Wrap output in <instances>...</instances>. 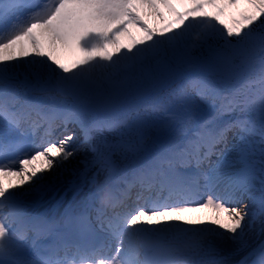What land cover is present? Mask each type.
Returning a JSON list of instances; mask_svg holds the SVG:
<instances>
[{
    "label": "snow or ice",
    "instance_id": "snow-or-ice-1",
    "mask_svg": "<svg viewBox=\"0 0 264 264\" xmlns=\"http://www.w3.org/2000/svg\"><path fill=\"white\" fill-rule=\"evenodd\" d=\"M77 157L80 207L40 210ZM229 242L264 264V0H0V264H224Z\"/></svg>",
    "mask_w": 264,
    "mask_h": 264
},
{
    "label": "bare ground",
    "instance_id": "bare-ground-1",
    "mask_svg": "<svg viewBox=\"0 0 264 264\" xmlns=\"http://www.w3.org/2000/svg\"><path fill=\"white\" fill-rule=\"evenodd\" d=\"M21 79H23L21 77ZM162 118L160 115H149L147 116V125L144 129V144L146 146H152L153 143L158 140L162 139L165 135L168 133V128L166 125L162 123ZM61 132H59L56 136H59ZM44 133L38 130V136L40 139L43 137ZM107 138L109 140H112L116 134L114 133H105ZM54 136V137H56ZM133 139H136V134L132 133ZM39 139V141H40ZM16 155H19L17 153ZM79 159L80 157H77L75 161L67 165L66 169L59 175L57 179H54L52 181V187L50 190L42 193V194H36L33 193L28 197V199L32 202H34V205L39 207L42 211H47V208L50 207V205L53 203V201L60 195V194H67V200H73L76 199L77 201L81 200L84 196V193L87 191V187L83 186L81 184V181L78 179L77 176L73 174L74 169H78L79 166ZM94 171V169H93ZM91 174V173H89ZM12 182H15V177L10 178ZM259 194V193H258ZM56 213H62V210ZM205 213H187V216L190 217H197L202 216ZM257 228L260 226V222L257 221ZM254 238L250 234V239ZM234 246L231 244V242L225 244L222 246L221 250L215 254L216 259H220L224 261V264H235L236 261L241 259L243 253L239 255H231L232 248Z\"/></svg>",
    "mask_w": 264,
    "mask_h": 264
},
{
    "label": "rangeland",
    "instance_id": "rangeland-1",
    "mask_svg": "<svg viewBox=\"0 0 264 264\" xmlns=\"http://www.w3.org/2000/svg\"><path fill=\"white\" fill-rule=\"evenodd\" d=\"M182 10V9H181ZM138 36V34H137ZM122 42H128L127 40H123ZM73 57L71 55H66V56H63L62 59L65 60V62H68L70 59H72ZM156 102V97L153 96V95H145L144 97L141 98L140 100V104L142 106H146V105H150V104H153ZM146 120H147V116L145 117ZM163 118V117H162ZM148 121V120H147Z\"/></svg>",
    "mask_w": 264,
    "mask_h": 264
},
{
    "label": "water",
    "instance_id": "water-1",
    "mask_svg": "<svg viewBox=\"0 0 264 264\" xmlns=\"http://www.w3.org/2000/svg\"><path fill=\"white\" fill-rule=\"evenodd\" d=\"M60 199H62V198H60ZM59 201V200H58ZM58 201L57 202H55V205L58 203Z\"/></svg>",
    "mask_w": 264,
    "mask_h": 264
}]
</instances>
